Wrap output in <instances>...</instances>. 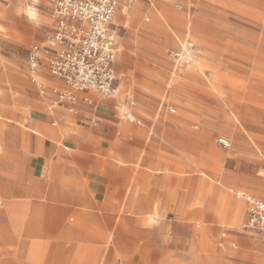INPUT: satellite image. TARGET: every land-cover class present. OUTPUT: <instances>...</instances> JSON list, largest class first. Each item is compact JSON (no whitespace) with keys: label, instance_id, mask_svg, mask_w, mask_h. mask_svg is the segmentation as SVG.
I'll use <instances>...</instances> for the list:
<instances>
[{"label":"crops","instance_id":"obj_1","mask_svg":"<svg viewBox=\"0 0 264 264\" xmlns=\"http://www.w3.org/2000/svg\"><path fill=\"white\" fill-rule=\"evenodd\" d=\"M44 96L24 130H0V249L12 248L10 264H264L261 242L241 231L247 203L233 192L249 193L211 178L217 187L201 190L202 178L180 172L190 164L178 140L165 158L143 124L116 122V96L80 93L93 105L79 101L77 114Z\"/></svg>","mask_w":264,"mask_h":264},{"label":"rangeland","instance_id":"obj_2","mask_svg":"<svg viewBox=\"0 0 264 264\" xmlns=\"http://www.w3.org/2000/svg\"><path fill=\"white\" fill-rule=\"evenodd\" d=\"M52 1L0 0V130L5 133L9 126L24 130L46 104L30 76L28 51L33 44H49ZM126 12L114 21L118 102L143 121L140 129L149 141L165 146V158H171L167 145L178 140L180 163L190 164L181 165L180 172L202 178L201 190L217 187L211 178L264 199V0H137ZM187 35L196 49L188 64L176 68L168 52ZM38 82L45 95L60 84L46 60ZM116 115L120 122L123 116ZM220 138L232 148L222 149ZM10 216H4L5 224ZM11 250L0 249V264H10Z\"/></svg>","mask_w":264,"mask_h":264},{"label":"built area","instance_id":"obj_3","mask_svg":"<svg viewBox=\"0 0 264 264\" xmlns=\"http://www.w3.org/2000/svg\"><path fill=\"white\" fill-rule=\"evenodd\" d=\"M166 1V0H161ZM137 0H54L52 15L55 21L50 37L52 48L33 45L28 51V69L32 81L46 94V87L38 82L40 64L44 55L50 75L71 91L52 89L56 103L72 114H77V104L88 98L78 94L95 92L105 98L115 97L117 82L115 69L118 54V34L113 21L119 12L131 8ZM196 45L186 37L178 49L168 52L176 68H182L192 60ZM125 120L142 125L133 113L120 108ZM175 113L174 109L170 110ZM93 125H96L93 122ZM222 149L229 150L232 144L224 138L218 140ZM234 195L247 203L246 219L241 231L257 238L262 244L264 257V199L238 191Z\"/></svg>","mask_w":264,"mask_h":264}]
</instances>
